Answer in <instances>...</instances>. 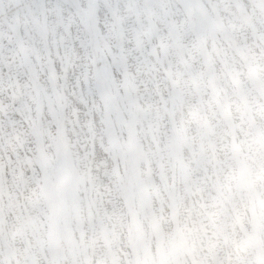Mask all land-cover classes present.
Listing matches in <instances>:
<instances>
[{
  "label": "snow or ice",
  "instance_id": "obj_1",
  "mask_svg": "<svg viewBox=\"0 0 264 264\" xmlns=\"http://www.w3.org/2000/svg\"><path fill=\"white\" fill-rule=\"evenodd\" d=\"M0 264H264V0H0Z\"/></svg>",
  "mask_w": 264,
  "mask_h": 264
}]
</instances>
